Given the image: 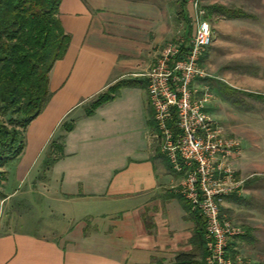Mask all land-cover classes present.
Masks as SVG:
<instances>
[{"label": "crops", "instance_id": "0c3cea01", "mask_svg": "<svg viewBox=\"0 0 264 264\" xmlns=\"http://www.w3.org/2000/svg\"><path fill=\"white\" fill-rule=\"evenodd\" d=\"M200 3L214 32L201 58L219 92L211 113L241 143L232 165L248 180L221 203L222 214L245 229L229 251L264 264V103L228 97L224 87L264 96V0ZM192 4L62 0L59 18L71 40L50 72L49 100L25 130L24 151L3 168L2 191L8 203L26 185L25 196L52 200L69 224L33 233L13 219L0 230V264H171L183 253L204 260L194 209L178 196L182 175L157 148L146 77L165 45L193 33ZM214 4L249 16L211 13ZM248 63L250 71L242 68ZM121 81L115 98L87 114Z\"/></svg>", "mask_w": 264, "mask_h": 264}, {"label": "built area", "instance_id": "2783aa9c", "mask_svg": "<svg viewBox=\"0 0 264 264\" xmlns=\"http://www.w3.org/2000/svg\"><path fill=\"white\" fill-rule=\"evenodd\" d=\"M192 5L193 33L165 45L146 74L155 136L173 170L182 175L179 192L206 219V264H246L229 251L230 241L243 236L245 229L221 211L224 197L240 191L247 181L232 165L241 143L209 113L214 93L204 84L210 75L201 58L213 44L214 32L200 0ZM173 116L175 127L170 125Z\"/></svg>", "mask_w": 264, "mask_h": 264}, {"label": "trees", "instance_id": "16d2710c", "mask_svg": "<svg viewBox=\"0 0 264 264\" xmlns=\"http://www.w3.org/2000/svg\"><path fill=\"white\" fill-rule=\"evenodd\" d=\"M62 0H0V197L5 195L2 188L7 180L3 170L15 161L25 148V130L37 118L51 96L50 72L57 60L67 52L70 35L66 33L59 18ZM211 13L227 18L248 17L239 8L222 4L208 7ZM183 55H180L182 57ZM126 82H118L104 91L87 108L92 114L98 106L115 98ZM148 86V83H147ZM225 87L228 97L234 98L237 89ZM264 98L263 95H256ZM152 117L154 109L150 107ZM176 116V114H175ZM170 122L175 127L176 117ZM153 125L156 127L154 119ZM73 125L67 128L71 130ZM169 169L174 172L168 161ZM186 201L189 210L192 204ZM197 218L196 238L205 248L202 262L195 261L194 255H177L171 264H206V219L199 210H194ZM159 264H164L160 262Z\"/></svg>", "mask_w": 264, "mask_h": 264}, {"label": "rangeland", "instance_id": "374dc122", "mask_svg": "<svg viewBox=\"0 0 264 264\" xmlns=\"http://www.w3.org/2000/svg\"><path fill=\"white\" fill-rule=\"evenodd\" d=\"M242 68L250 71L251 63H248L247 66ZM204 84L214 93V99L217 98L219 92L217 91L216 81L208 76L204 80ZM237 97L243 99L246 104L262 105L264 103L263 98L250 97L245 93H238ZM210 107L209 113L212 114ZM217 119L223 122L221 119ZM224 126L226 127V125ZM157 148L161 151L158 140ZM25 186L17 185L18 194L8 203H4V199L0 197V230L5 229L9 224L11 225L13 219L19 221L14 222L16 226L24 230L33 231V233L37 231L48 233L50 229L54 228L62 230L65 225L69 224L68 220L59 213V208L55 207V203L52 200L35 193L25 196Z\"/></svg>", "mask_w": 264, "mask_h": 264}]
</instances>
